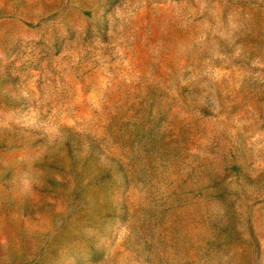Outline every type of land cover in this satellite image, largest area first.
<instances>
[{"label": "rangeland", "instance_id": "1", "mask_svg": "<svg viewBox=\"0 0 264 264\" xmlns=\"http://www.w3.org/2000/svg\"><path fill=\"white\" fill-rule=\"evenodd\" d=\"M0 264H264V0H0Z\"/></svg>", "mask_w": 264, "mask_h": 264}]
</instances>
